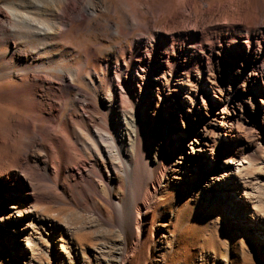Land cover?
Returning <instances> with one entry per match:
<instances>
[{
    "label": "rangeland",
    "instance_id": "1",
    "mask_svg": "<svg viewBox=\"0 0 264 264\" xmlns=\"http://www.w3.org/2000/svg\"><path fill=\"white\" fill-rule=\"evenodd\" d=\"M106 1L111 5L110 9L101 8L90 21L73 24L69 33L47 37L44 48L40 49L38 39L32 36V27L47 16L46 4L58 7L61 0H0V264H264L262 120L239 122L238 126L234 122L231 130L239 146L231 149V154L227 153L229 149L217 148L219 164L220 160L227 162L232 157L243 159V183L228 194V188L219 191L217 186L213 190L192 188L191 184L205 182L187 177L188 180L177 182L185 185L175 188L173 184L180 179L174 178L175 171H169L168 179H164L158 193L170 191L176 195L167 204L166 213H163L166 205L159 202L145 212L144 220L148 217L144 222L146 230L134 249H131L134 238L121 234L118 228L120 219L105 201L126 199V179L116 182V189L110 194L104 184H97L100 180L96 178V184L92 185L99 188L104 198L83 202L72 191L73 184H68L65 168L76 171L78 161L84 159L87 162V144L91 142L92 134L102 131L108 117L106 98L110 92L103 77L104 69L108 67L115 82L118 75L133 78L139 73V88L147 75L157 72L148 60L162 58L159 56L162 50L172 53L170 64L182 59L181 67H185L186 59V67L193 65L199 61L193 54L203 50L198 45L199 40L204 39L203 28L222 21L218 8L210 13L205 11L206 2L227 3L230 0H203L202 11L196 10V15L187 8L184 19H180L184 27H171L167 33L164 30L165 39H155L149 55H146L144 44L140 43L145 38L139 36L132 23L125 21L126 15L130 14L127 3L133 2L135 11L144 12L148 7L161 5L168 14H173L180 8L182 0ZM259 1L251 0L252 5H258ZM84 3V0L76 2L78 10ZM244 4L245 1L241 6ZM146 18L148 26L159 31L168 21V16L158 20L146 14ZM110 22L124 24L128 36L115 34L109 27ZM151 33H143V36L150 38ZM258 39L264 40V34ZM227 40L222 38V41ZM219 41L220 38L212 37L204 44L217 48ZM117 50L131 51L137 67L125 70L123 66L129 58L124 55L117 61L114 57ZM85 52L89 55L87 62L83 56ZM77 70L81 73L77 74ZM74 73L78 76L75 77ZM36 74L41 79L33 78ZM60 75L74 76L73 87L55 95L49 88H59ZM213 77L218 84L221 73L217 72ZM231 81L232 78L222 90L214 85L217 88L212 94L225 97ZM33 87H36L35 99L31 97ZM80 90L90 94L87 109L76 102ZM121 90L126 92L122 85ZM129 91L134 96L133 91ZM154 94L156 112L158 106L160 110L162 106L156 90ZM196 97L204 110L208 108L209 98L201 90ZM259 97L257 93L256 104L260 102ZM167 101L174 103L172 96ZM49 103L60 107L51 116L48 115ZM39 108L45 112L42 116ZM195 117L200 118V115ZM168 118L165 114L161 119L162 127ZM158 120L157 114L145 119L147 146L151 142L147 130L150 133L156 131ZM54 126L58 127L56 131ZM183 131L182 128L170 131L168 140L163 141L172 153L180 152L181 137L192 141ZM41 133L45 134L44 139ZM128 143L131 149V142ZM190 146L192 144L187 150ZM149 148L155 149L153 146ZM149 162H153L152 159ZM227 165L236 170L235 165ZM145 167L143 165L146 171ZM78 175L76 180L83 181ZM211 175L209 172L207 180L218 184L217 180L210 178ZM85 185L91 190L89 184ZM215 194H219L220 201L209 200ZM185 195L188 200L179 206V199ZM96 207L105 212V220H99L94 214L93 208Z\"/></svg>",
    "mask_w": 264,
    "mask_h": 264
},
{
    "label": "bare ground",
    "instance_id": "2",
    "mask_svg": "<svg viewBox=\"0 0 264 264\" xmlns=\"http://www.w3.org/2000/svg\"><path fill=\"white\" fill-rule=\"evenodd\" d=\"M77 1L61 0L58 7L54 8L49 7L48 4L45 5L44 10L47 16L39 20L40 22L33 26V31H31L33 32L32 36L38 39V48H44L43 42L47 37L69 33L73 24L90 21L98 15L101 8L110 9L111 7L106 0H84L85 3L78 10ZM202 1L182 0L180 8L173 14H168L161 5L148 7L149 9L145 12L135 11L133 2H128L127 7L130 14L126 15L125 21L132 23L136 31H139V36L145 38L143 42L140 40V43L144 44L146 55H149L150 47L155 39L164 40L163 31L166 32L171 27H184L183 21L180 19L185 17L186 9L190 8L191 13L196 15V10L199 12L201 10ZM243 1L245 4L241 6ZM215 8L219 9L218 13L222 21L219 23L215 21V24L210 23V27L207 25L208 28L204 27L205 25L202 26L205 32L204 39L199 40L198 45L203 50L193 54L199 59L193 65L186 67L188 65L186 59H184L183 65L185 67H181L182 59L170 64L172 53L162 50L159 52V56L162 58L153 57L148 60V63L157 72L147 75L139 88L137 87L139 73L132 76L133 78H128V75L126 78L118 75L115 82V78H111L108 67L104 69L103 77L110 92L109 97L106 98L108 117H106L105 126L97 135L92 134L91 142L87 144L88 163L81 159L82 161L76 162V171L69 167L65 168L68 173V184H73L72 191L76 194L77 199L83 202L96 197L104 198L98 190L99 188L92 185L96 184V178L100 180L97 184H104L110 194L116 189V182H120L123 178L126 179V199L118 201L110 198L105 201L114 210L116 217L120 219L118 228L121 234L134 238L131 249L137 246L143 231L146 230L144 222L148 220V217H145L144 220L145 212L153 209L159 202L166 205L163 208V213H166L167 204H170L176 195L175 192L170 191L158 193L164 179H168L169 171H175L174 178L180 179L175 181L176 184H173L175 188H178V185H185L177 184V182H183L188 180L187 177H191L197 181L200 179L202 183L205 182L204 184H191L192 188L213 190L217 186L219 191L228 188V194L233 193L232 189H237L239 184L243 183V178L245 179L242 172L243 159L232 157L227 162L220 160L219 164L218 149H229L227 153L231 154V149L239 146L231 130L234 127V122L238 126L239 122L264 121V40L258 39L261 34H264V0H260L258 5H252L251 0H230L227 3L206 2L205 11L207 13L212 12ZM146 14H151L158 20L168 16L167 24L162 28L163 30H153L154 28L148 26ZM109 27L113 28L117 35L128 36L129 32L124 24L110 22ZM151 30H153L152 33ZM188 30L192 35V31ZM228 32L231 33V36L228 35ZM143 33H151V37L146 38ZM212 37L220 38L219 47L205 46L207 44L205 41L208 42V39ZM222 38L229 40L222 41ZM231 43L236 44L229 47L228 45ZM207 51L209 56L205 57ZM132 54L131 51L122 50L119 52L117 50L114 57L119 61L124 55L127 56L129 60L123 67L128 70L137 67ZM83 56L87 62L88 53L85 52ZM77 71V74L81 73L79 70ZM217 72L221 73V80L218 84L213 81V76ZM74 76L67 78L65 75H60L59 88L52 86L49 90L56 95L65 88L73 87ZM34 77H37V74ZM39 77L37 78L41 79ZM231 78L232 81L225 97L212 94L217 87L220 90L224 89ZM121 85L125 87V93L121 90ZM35 88L31 89L33 99L36 98ZM129 90L133 91L134 96ZM155 90L159 94L158 102L162 106V110L158 106L156 112L153 107ZM193 90L196 92L193 93ZM198 90H201L209 98V105L205 110L197 101ZM42 92L44 93V91ZM257 93L260 96V102L256 104L255 95ZM169 96L173 97V104L167 101ZM90 100V94L80 90V96L76 102L80 103L83 109L89 107ZM249 104H251L250 107ZM42 108L44 109V107ZM42 108L38 109L40 116L45 113V109ZM50 109L49 113L46 111L49 116L53 111H59L60 107L51 103ZM155 114L159 119L156 131L150 133L147 130L149 135L147 138L154 143L150 142L147 146L145 119L154 117ZM165 114H168L169 118L165 126L162 127L161 119L165 117ZM197 114L200 115V118L195 117ZM46 122L48 123V121ZM27 127L31 129L29 125ZM57 128L54 126L53 130L56 131ZM181 128L192 141L189 142L187 138L181 137L180 152L172 153L163 141L168 140L170 131ZM49 132L48 130L46 133ZM40 136L44 139L45 134L41 133ZM128 141L131 142V149L127 146L130 144ZM189 144L192 146H190V150H187ZM149 146H153L155 149H151ZM182 155H184L182 157L184 160L181 161ZM130 157L132 159H128ZM149 159H152L153 162H149ZM227 163L235 165L236 170L233 171V168ZM143 165L146 166V171L143 169ZM221 166L223 168L220 169ZM209 172L212 173L210 178L217 180L218 184L207 180ZM77 174L84 180H76ZM85 184H89L91 190ZM205 195L207 196V194ZM218 195H213L209 200L220 201ZM188 198L186 195L182 196L179 199V206H182ZM98 211L97 207L93 208L97 218L105 220V212Z\"/></svg>",
    "mask_w": 264,
    "mask_h": 264
}]
</instances>
